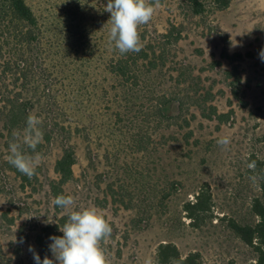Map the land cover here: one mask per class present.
I'll use <instances>...</instances> for the list:
<instances>
[{"label":"rangeland","instance_id":"obj_1","mask_svg":"<svg viewBox=\"0 0 264 264\" xmlns=\"http://www.w3.org/2000/svg\"><path fill=\"white\" fill-rule=\"evenodd\" d=\"M28 3L47 39L57 43L45 40L51 79L44 83L54 97H44V86L33 96L39 102L31 114L40 118L43 133L37 151L44 159L25 189L5 159L11 140L0 120V242L12 264H35L29 246L41 259L52 258L49 237L63 235L59 228L70 211L90 206L113 229L102 244L108 264L148 258L158 264L162 244H174L183 258L198 253L201 264H257L258 254L231 224L254 225L252 203L261 196V179L251 183L247 163L255 160L262 177L264 0H232L228 9L202 16L179 0H163L139 28L142 48L162 47L173 27L181 40L157 50L166 52L158 68L140 62L137 82L109 72L117 54L109 44L107 0ZM70 12L83 23L85 45L64 42L69 30L77 35ZM169 98L183 102L171 120L157 112ZM225 135L231 139L226 150L216 143ZM66 147L77 162L63 188L75 203L57 211L51 185L60 180L55 167ZM199 195L205 209L191 218L187 207Z\"/></svg>","mask_w":264,"mask_h":264},{"label":"trees","instance_id":"obj_2","mask_svg":"<svg viewBox=\"0 0 264 264\" xmlns=\"http://www.w3.org/2000/svg\"><path fill=\"white\" fill-rule=\"evenodd\" d=\"M179 1L184 9L194 16H202L209 11L226 10L232 3V0ZM162 3L163 0H161ZM72 12L69 13L71 18L69 23H73L70 28L77 29V35L69 30L70 35L64 42L67 47L70 45L78 46L82 42L85 45L84 32H81L83 23L82 21L77 23V17L75 18V16L78 14ZM181 36V31L173 27L163 37L162 47L177 44L181 40ZM141 38L144 39L145 36L142 35ZM45 40L48 44L57 45V43H52L47 39L40 20L29 5L28 0H0V120L4 122L10 140H12L13 130L22 131L25 127L27 116L39 102L38 100L37 102L34 101L35 97L33 96L37 95L43 86L44 97L47 98L48 96L50 99L54 97L51 96L52 89H46L44 83L49 77L51 79V75L45 66L50 58ZM162 47L156 48L149 45L148 49L142 48L139 53L123 55L113 47L117 55L108 64L109 72L116 78L126 82H137V69L140 62H146L148 67L153 70L158 68L161 61L165 60V50L157 53V50ZM174 108L182 110L183 102L179 98L164 99L157 112L163 119L171 120L175 118ZM213 112L215 115L217 114L215 108H213ZM222 117L219 116L220 119ZM48 139L49 137H46V140ZM76 162L75 151L70 147H66L62 158L56 163L55 171L60 180L51 185L53 199L60 194L67 196L63 187L73 179V167ZM12 168L21 179L22 187L25 189L30 184V179L21 174L16 168ZM35 177L36 172L33 178ZM262 177H264V173ZM260 188L261 196L254 199L252 203V213L257 218V222L254 225H240L233 222L231 228L246 245L252 247L258 254L257 264H264V178L261 179ZM203 197L204 195H199L196 203L187 207L191 218L198 211L205 209L206 203L203 201ZM55 208L57 211L61 210L57 206ZM6 218L12 225L13 220ZM157 258L158 264H171L173 260L177 264H201V256L198 253L183 258L174 244L160 245ZM12 263L13 258L5 253L0 242V264Z\"/></svg>","mask_w":264,"mask_h":264},{"label":"clouds","instance_id":"obj_3","mask_svg":"<svg viewBox=\"0 0 264 264\" xmlns=\"http://www.w3.org/2000/svg\"><path fill=\"white\" fill-rule=\"evenodd\" d=\"M162 7L161 0H107L106 11L110 13V19L106 25H111L109 44H114L120 54L139 53L142 50L139 28L151 22L157 9ZM259 58L264 62V49L259 52ZM41 120L29 113L25 121L22 133L13 130L12 140L8 145V155L5 159L21 174L32 179L35 169L44 159L37 151L38 145L43 139L40 129ZM223 149L231 143L229 136H222L216 141ZM23 146L31 149L32 154H27ZM257 163L251 160L247 168L253 174L248 177L251 183L258 185L259 179L255 174ZM54 205L62 210H69L74 205L72 196L63 194L54 198ZM62 236H50L51 243L48 249L51 257L47 255L41 259L33 246L28 251L32 253L35 264H108L106 252L102 247L112 234V226L106 218L100 214L94 206L81 207L80 210L70 211L66 222L60 226ZM144 264H152L150 258ZM171 264H177L172 261Z\"/></svg>","mask_w":264,"mask_h":264}]
</instances>
